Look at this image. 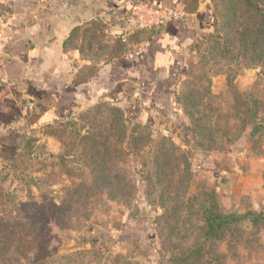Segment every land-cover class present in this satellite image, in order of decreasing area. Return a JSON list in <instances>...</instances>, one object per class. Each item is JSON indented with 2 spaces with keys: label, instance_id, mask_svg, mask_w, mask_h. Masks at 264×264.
Segmentation results:
<instances>
[{
  "label": "rangeland",
  "instance_id": "rangeland-1",
  "mask_svg": "<svg viewBox=\"0 0 264 264\" xmlns=\"http://www.w3.org/2000/svg\"><path fill=\"white\" fill-rule=\"evenodd\" d=\"M184 6L211 20L186 46L177 93L201 134L125 122L105 102L67 119L44 118L28 138L0 136V264H264V65L244 50L248 5ZM121 35L109 42L103 24L84 23L68 45L108 60L132 36ZM216 152L237 156L231 192L213 180ZM210 202L221 214L259 213L262 221L205 240Z\"/></svg>",
  "mask_w": 264,
  "mask_h": 264
},
{
  "label": "crops",
  "instance_id": "crops-1",
  "mask_svg": "<svg viewBox=\"0 0 264 264\" xmlns=\"http://www.w3.org/2000/svg\"><path fill=\"white\" fill-rule=\"evenodd\" d=\"M132 1L165 9L184 4V0H0L5 14L0 25V136L28 138L44 118L67 119L105 102L123 109L132 121L176 127L183 136H194L176 95L187 73L186 46L199 30L211 27L201 8L153 33L132 34L126 48L121 53L115 50L108 60L91 58L87 51L68 45L73 30L90 22L103 24L109 42L116 41ZM96 63L99 66L93 69ZM209 158L215 184L231 192L237 156L216 152Z\"/></svg>",
  "mask_w": 264,
  "mask_h": 264
},
{
  "label": "trees",
  "instance_id": "trees-1",
  "mask_svg": "<svg viewBox=\"0 0 264 264\" xmlns=\"http://www.w3.org/2000/svg\"><path fill=\"white\" fill-rule=\"evenodd\" d=\"M245 1H246V5H248L247 11L249 12V15H250V22H248L247 26L244 25L243 30L240 33L241 36L244 38V41L248 42L244 50L252 51L251 55L258 57V61L261 62L262 65H264V0H245ZM235 6H237V2H235L234 4L232 3L230 10H234ZM3 10L4 9H2L0 6V11L3 12ZM196 11L197 10L191 11L190 13H194ZM159 29L161 28H154L151 30L156 31ZM140 31H146V30H140ZM177 100L181 103L180 101L181 98L179 96ZM101 106H102V103H98L95 105V107L97 108ZM112 111H114V113H116L117 116H120L123 121L125 122L132 121V119L128 117V115L125 113L123 109L117 106L115 107L112 106ZM147 126H151V125H147ZM191 127H192V131L196 135L201 134V129L199 126L193 124V126ZM258 127H261V126H258ZM242 138H243L242 135H237L234 141L237 142L241 140ZM29 141L30 139L26 141L24 146H26L29 143ZM103 160H105V158H103ZM98 177L102 181H105L108 178V174H106L105 172H102ZM204 207H205V214H204L203 220L205 224L202 228L204 230L202 235L204 236L205 240L216 239L220 235L224 237V234H225L224 232L226 231L227 228H230L233 225L237 226L239 223L246 221L248 219L252 224H255V225L256 224L259 225V223L262 221V215L259 213L238 214V215L233 214V213L221 214L216 210V206L213 202H210V204L208 205H206L205 203ZM200 243L201 241H199L198 247L202 244ZM180 260L182 259H177L176 262L179 263L178 261Z\"/></svg>",
  "mask_w": 264,
  "mask_h": 264
},
{
  "label": "built area",
  "instance_id": "built-area-1",
  "mask_svg": "<svg viewBox=\"0 0 264 264\" xmlns=\"http://www.w3.org/2000/svg\"><path fill=\"white\" fill-rule=\"evenodd\" d=\"M130 7V12L120 36L124 42L136 31L162 28L171 20L181 19L187 14L184 4H180L173 9H165L148 2L132 1ZM4 20L5 14L0 11V25Z\"/></svg>",
  "mask_w": 264,
  "mask_h": 264
},
{
  "label": "water",
  "instance_id": "water-1",
  "mask_svg": "<svg viewBox=\"0 0 264 264\" xmlns=\"http://www.w3.org/2000/svg\"><path fill=\"white\" fill-rule=\"evenodd\" d=\"M143 214V213H142Z\"/></svg>",
  "mask_w": 264,
  "mask_h": 264
}]
</instances>
